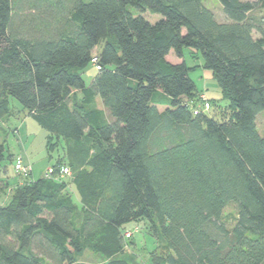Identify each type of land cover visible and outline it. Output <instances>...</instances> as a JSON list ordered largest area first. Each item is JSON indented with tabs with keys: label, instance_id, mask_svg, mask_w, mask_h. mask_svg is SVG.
<instances>
[{
	"label": "trees",
	"instance_id": "obj_1",
	"mask_svg": "<svg viewBox=\"0 0 264 264\" xmlns=\"http://www.w3.org/2000/svg\"><path fill=\"white\" fill-rule=\"evenodd\" d=\"M217 1L225 20L205 0H0V130L31 117L66 139L53 166L70 170L9 188L0 264H74L84 250L141 264L124 235L139 220L150 264H264V0ZM185 49L219 87L214 114L193 111L200 65ZM11 159L0 136V170Z\"/></svg>",
	"mask_w": 264,
	"mask_h": 264
},
{
	"label": "rangeland",
	"instance_id": "obj_2",
	"mask_svg": "<svg viewBox=\"0 0 264 264\" xmlns=\"http://www.w3.org/2000/svg\"><path fill=\"white\" fill-rule=\"evenodd\" d=\"M256 1V0H249ZM205 5L210 7L218 20H225V17L222 12L221 5L217 0H205ZM256 12L260 14H264V9H256ZM160 16L158 14L150 13L147 18L150 21H155ZM257 35V34H256ZM102 46V43L98 45L94 49V53L99 50ZM189 49H185V60L190 65L201 64L202 58L199 56L198 59L191 58L188 56ZM168 58H174V55H170ZM97 69L94 64H88V66L83 70L82 77L85 80V83L88 85L96 74ZM203 72H207V70L200 68L198 66L195 71L190 72V76L195 80L197 86L202 90H207L209 94L212 92L218 91V86L216 81L212 77H204ZM199 96L204 95L205 99L209 103L210 97L207 98V95L204 93H199ZM200 103L204 104V100L200 98ZM206 112L210 114H214L216 112V107L210 105ZM27 117L25 121H17L14 126L17 127L16 131L8 133L5 135L6 137V147L9 149L11 153L18 154L16 156H20L22 162L25 165L31 166V176L33 179H39L45 175V171L49 166L55 165L60 158H64V155L67 151V141L62 137H57L56 135H50L44 128L40 127L32 118ZM257 126L259 132L264 135V112L260 111L256 117ZM2 137V136H1ZM16 156H13L16 157ZM13 162V160H12ZM10 161V164H12ZM13 180L17 178L18 180H24V177L17 174L13 167L11 166ZM15 175V178H14ZM19 177H18V176ZM30 175V174H29ZM62 177V176H61ZM64 179H68V176H64ZM12 179L10 180L12 182ZM13 183V182H12ZM10 189H6L5 191L0 190V203L4 198L8 197ZM235 207L233 205H228L223 212V218L229 223L232 224L236 212ZM125 235H128V239L130 241L135 240V244L133 246L129 245L128 250H131L132 253H135L138 261L141 264H145L147 261V257L150 255L151 250L155 247V237L147 231V224L144 220H139V222H130L126 229L124 230ZM134 238V239H133ZM132 247V248H131ZM104 262V258L102 255L98 253H93L88 250H84L80 252L76 257V263L74 264H101Z\"/></svg>",
	"mask_w": 264,
	"mask_h": 264
},
{
	"label": "crops",
	"instance_id": "obj_3",
	"mask_svg": "<svg viewBox=\"0 0 264 264\" xmlns=\"http://www.w3.org/2000/svg\"><path fill=\"white\" fill-rule=\"evenodd\" d=\"M170 55H172V57H173V52L172 51H170L169 52V54H168V57L170 56ZM169 59V61H171V62H179L180 60L179 59H177L175 56H174V58H168ZM198 59V58H197ZM189 64V63H188ZM202 64H203V61L201 62V64H198V65H200V68H203L202 67ZM190 65V64H189ZM204 69V68H203ZM205 70H207V69H205ZM191 74V73H190ZM203 74H204V77H212V75H211V72L209 71V70H207V72H203ZM191 78H192V76H190ZM193 79V78H192ZM194 80V79H193ZM194 82H195V80H194ZM195 85H196V88H197V90H198V92L199 93H204V94H206L207 95V98L208 97H210L211 99H220V90L218 89V91L217 92H212L211 94H209V92H207V90H202V89H200L198 86H197V84H196V82H195ZM218 86V85H217ZM219 88V87H218ZM219 104L221 105V104H223V101H220L219 102ZM26 118L27 117H21V114H14L13 116H11V117H9L5 122H2L1 123V130H0V136H2V138L4 137V141L6 142V137H5V135H7L8 133H11L12 132V130H14V129H16L17 130V127L16 126H14V124L17 122V121H25L26 120ZM31 118V117H30ZM29 118V119H30ZM33 120V119H32ZM36 122V121H35ZM37 123V122H36ZM38 124V123H37ZM40 126V125H39ZM41 127V126H40ZM5 146H6V144H5ZM6 151H7V153L8 154H10L11 155V157H12V159H11V162H12V160H13V156H16V155H18V154H14V153H11L10 151H9V149L6 147ZM11 166H12V164H10V161H8V160H5V161H3L2 162V165H1V167H2V169L0 170V181H2L4 184L6 183V185L8 186L7 188H5L4 189V191L6 190V189H9L11 186H13V185H15L16 183H19V182H21L20 180H18L17 178H15V175H14V178H15V180H13L11 177H9V176H12L11 174H12V170H11ZM5 169V170H4ZM12 179V182L10 181ZM5 199V198H4ZM129 224V223H128ZM128 224H126V227H127V225ZM134 239V238H133ZM133 243L135 244V240L133 241ZM131 244V246H133L134 244ZM132 248V247H131ZM131 251V250H130ZM132 252V251H131ZM135 254V253H134ZM136 255V254H135ZM145 264H150V260H149V256L147 257V261L145 262Z\"/></svg>",
	"mask_w": 264,
	"mask_h": 264
},
{
	"label": "built area",
	"instance_id": "obj_4",
	"mask_svg": "<svg viewBox=\"0 0 264 264\" xmlns=\"http://www.w3.org/2000/svg\"><path fill=\"white\" fill-rule=\"evenodd\" d=\"M92 62H94V63L96 62L95 58L92 59ZM200 98L202 99V101L204 100V104H201L200 106L193 108L194 112H198L200 109L203 111H206L209 108V103L205 99V96L201 95ZM12 167H13L14 171L19 175L27 176V175L31 174V166L25 165L22 162V159L20 156H16L13 158ZM66 175H70V170L67 166L61 165L59 167L49 166L47 168V170L45 171L44 176L48 177V178H51V177L56 178V176H66ZM124 235H125V233H124ZM128 235L129 234H126L125 236L128 237Z\"/></svg>",
	"mask_w": 264,
	"mask_h": 264
}]
</instances>
